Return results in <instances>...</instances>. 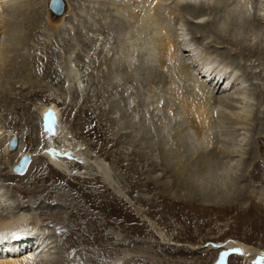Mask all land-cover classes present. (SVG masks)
I'll list each match as a JSON object with an SVG mask.
<instances>
[{"label":"rangeland","instance_id":"obj_1","mask_svg":"<svg viewBox=\"0 0 264 264\" xmlns=\"http://www.w3.org/2000/svg\"><path fill=\"white\" fill-rule=\"evenodd\" d=\"M42 1L37 0L31 5L34 10L41 13L44 19L48 8L47 1ZM229 2H225V5L221 3L222 7L218 5V10L215 11L217 14H209L210 17H207L208 20H205L204 25H199L203 35L200 39L188 25L193 24V20H190L191 17H186L188 38L192 37L193 41L199 42L202 38L206 39L207 34L212 33L209 27L213 20L218 22L220 18L225 19L224 14L231 7ZM72 3L79 12L85 0ZM100 3L104 5L100 0L94 5L96 9L99 8ZM94 6L90 4V8ZM263 6L264 4L258 1L252 12L258 17L257 23L261 26H264V22L260 21L263 14L259 10ZM105 7L109 15H116L115 11L117 12L120 6L105 5ZM80 13V15L84 14L82 11ZM99 16L101 15L96 16L95 12H92V20L86 19L83 23L86 27L84 29L81 23L74 21L78 26L77 30L64 32L62 36L58 33L50 41L45 40L42 24L35 28L30 22H24L25 29L32 31L33 39L35 38L33 42L31 41L33 43L31 47H35L32 53L34 64L30 67V75L20 77L14 73L9 74L7 79L10 92L6 94V97L0 98V127H3L4 132L6 131L3 136H0V187L4 186L11 195L9 198L12 197L8 200L2 199L4 203L2 202L3 209L0 212L9 214L10 211L13 212V209H18L22 205L26 206L31 215L23 227L30 231L28 229L31 225L33 226V222L41 220L40 224L46 228L48 236L52 238L47 244L48 248L43 247L46 254L41 255L45 257L51 252L52 257L60 256L59 264H111L116 256L127 251H129L128 254L135 256L141 248L147 249L151 255L160 258L162 264H212L213 259H208V263H205L206 258L212 256L214 258L216 255L218 257L222 251L228 252L229 249H225L224 245L227 239L239 240L255 249L264 250V195L260 197V191L255 189L256 185H254L255 182L264 184V31L256 40L248 32L247 44L255 45L254 48L258 47L255 51L244 50V46L226 43L231 38L230 29L241 22L237 23V21L235 26L233 19L228 22L233 23L227 25L229 29L225 33L220 32L221 36L211 37L210 43L209 38L206 39V44H210L209 46L204 43V40L202 41L204 48L207 47L210 50L220 47L219 51L225 54L230 53L238 58L239 65L243 66L241 76L247 78L249 88L255 90L259 97L252 101L254 103L252 109L258 114L259 122L247 126L252 128L251 132L246 126V131L249 132H246L245 128L239 131L242 137H245V142L240 147V151L244 157L246 156L241 172L244 174L243 180H247L245 181L247 187L242 195L244 201L246 200L245 205L217 210L201 206L197 202L190 203L176 199L175 197L184 198L185 192L179 186H175L176 178L171 173L161 171L162 167H159L158 173L147 172L150 167L148 158L155 159L159 155L158 147L165 136L164 131L157 128L167 123L165 115L167 117L168 115L159 113L158 108L177 102L176 104L185 108H183V115L185 112L189 115L187 112L189 107L180 103L182 97H179L180 93H177L178 86L168 87L170 73L173 71L168 69L169 65H162L160 58L150 70L152 76L149 75L148 70L144 69L140 58L133 62L129 70H124L126 65L123 64L127 63V60L122 58L120 52H122L121 47L127 44L129 29L119 26L123 30L115 32L113 30L117 27L119 20L114 24L115 20H112V16H110L112 19L108 17L107 21L106 17ZM42 23L47 25L46 17ZM241 24L243 26L245 23L243 24L242 21ZM69 48L76 49L75 62H72V65L80 72L78 80L71 83L70 90L67 89L69 83L62 73L61 62ZM111 48L112 51L108 54ZM148 48L143 52L147 53ZM188 56H191V53L185 58ZM119 58L120 61H117ZM109 60L111 62L116 60L115 64H117L112 65V69L107 63ZM184 84L187 85V83ZM159 89L161 90L158 91ZM156 94L161 95L163 99L155 100ZM173 98L175 101L177 98V101L174 102ZM46 100L55 101L59 105L60 123L69 133V142L80 144L79 154L91 152L115 167L117 188L120 187L118 190H121L122 194L108 190L102 184L94 166L89 168L92 172L85 170V162L80 160L81 158L71 159L75 166H82L81 172H83L80 176L61 173L50 167L47 162L49 158L44 156L47 148L43 142L38 146L41 140L40 130L45 129V126L42 124L37 106ZM186 108L187 111H185ZM187 115L186 120L182 116L174 124L180 123L183 127L191 124L190 115ZM7 130L16 134L18 145L19 141L23 144L24 153L31 156L34 154L32 151L38 148L36 162L33 164V161L31 162L30 167H34L31 173L27 171L24 175H18L13 171L21 159H18V150L9 152L4 145ZM12 137L7 139L8 147ZM152 143L155 145L153 150L149 146ZM54 145L52 147L55 149L58 143L54 142ZM251 153H253V159L249 158ZM122 163L125 167L121 166ZM158 164L161 165L160 162ZM247 169L248 172H245ZM169 182L170 188H164L163 184ZM259 189H262L264 193V186H260ZM171 190H174L172 195ZM104 193V196H114V200L107 197L108 200L112 199L111 203L102 202L105 199L102 200L99 197ZM47 194H50V197ZM62 234L65 236L63 237ZM34 236L36 239L37 236ZM27 237L31 239L32 235L27 234ZM43 240L44 238L40 242L42 243ZM154 240L161 246L155 245L157 243H153ZM219 242H222L224 246L207 251L209 244ZM31 243L38 245L37 240ZM199 246L203 249H197ZM181 250L184 252H180ZM229 254L228 264H244L240 258L232 253ZM44 262L45 258H41L39 263Z\"/></svg>","mask_w":264,"mask_h":264},{"label":"bare ground","instance_id":"obj_2","mask_svg":"<svg viewBox=\"0 0 264 264\" xmlns=\"http://www.w3.org/2000/svg\"><path fill=\"white\" fill-rule=\"evenodd\" d=\"M36 1L37 0H0V98L3 96L6 97V94L10 92L7 79L9 74L14 73L20 77L31 74L30 67L34 64V56L32 53L35 48L31 47V45H33L32 40L35 38L33 39L32 31L29 32L25 29V21H28V23L30 22L35 28L40 27L42 24L41 28L44 32L45 40L50 41L58 33L61 35L67 31L77 30L78 26H76L74 21H77V23L79 22V24L81 23L82 26L83 23L86 22V19H88L87 21L92 20V12H95L96 16L101 15L103 18L106 17V21L108 17L110 19L113 18L112 20H115L114 24L118 22L116 24L117 27H115L114 30L112 29L113 31L123 30L120 29L122 27L129 29L127 36L128 40H126L127 44L121 47L122 52H120L122 58L124 57L123 59L127 60V63L123 64L124 66L126 65L124 70H129V68L133 66V62L135 60L138 61L140 58V62H142L145 67L144 69L148 70L150 75V70L154 68V63L160 58L163 62L162 65H169L170 67L168 69L173 71V73H170L171 78L168 87L178 86L179 92L177 93H180L179 97H182L181 100L183 102L180 98H178V101H181L180 103L183 104V106L189 107V110L186 108L185 111L188 110L187 112H189L191 124L188 125L186 123L187 125L185 124V127L181 126L180 123L174 124L178 118L187 115L186 112L185 115H183L184 107L180 104H176L177 98L176 101L175 98H173V101L176 103L172 102L173 104L170 103L169 106L163 105L161 108H158L159 113L168 115V117L165 115L167 123L161 124L157 128V130L164 131L163 133L165 136L160 141L162 144L159 143L158 150L160 156H156L155 159L153 157L148 158L150 162L148 166L150 167H148L147 172L158 173L159 167H162V172L171 173L176 178L175 183L173 182L175 186H179L185 192L183 194L184 198L175 197L178 200L181 199L190 203L197 202L201 206L217 210L230 209L235 205H240L239 207L245 205L246 200L244 201L242 195L247 187L245 182L247 180H243L244 174L241 172L245 165L246 156L244 157V154L240 151V147L245 142V137H242L239 131L243 130L245 126L247 127L249 124L251 125L255 122H259L258 114L254 113L252 109L254 100L259 97L255 90L249 88L247 78H244L243 75V77L241 76L243 66L241 67V65H239L238 58L230 55L229 52V54H225L219 51L220 47L211 48L210 50L207 49V47L204 48L205 46L202 45V41L204 40L206 44V39L209 38L208 42L210 43L212 42L211 37L221 36V33H225L226 30L229 29L227 28V25L230 24L228 22L233 19L232 21L235 26L239 21L241 22L238 26L230 29L231 38H229V41L226 43L235 44V46L239 45L240 47L244 46V50L255 51L258 47L254 48L255 45L253 44L249 46L246 37L249 35V32L256 40L260 38L261 32L264 31V26L257 23L258 17L252 13L258 1L264 4V0H102L104 5L100 3L99 6L98 4L99 8L97 9L94 5L100 0H85V4H83L84 6L79 12L78 9L74 8L72 2L80 0H67V2L63 0L66 3L61 15L54 14L50 10V0H43L44 2L47 1V8L49 9H47L48 12L46 11L45 14L47 25L42 23L45 17L43 19V16L41 17L40 15L41 13L34 10L31 5V3H35ZM217 1L220 2L216 4L215 2ZM229 1H231V3ZM225 2H229L231 7L224 14L225 19L220 18L218 22L217 20H213L210 24L209 29H212L213 35H211L212 33L209 31L210 33L207 34L208 37L206 39L202 38L200 42L197 40L193 41L192 37L188 38V34L186 33L188 30L186 28V24H188L187 18H192H190V20H193V24L188 25L192 32L198 35H196V37L200 39L203 35L199 30V28H201L199 25H204L209 14H217L215 11L218 10V5L222 7L223 4L221 3L225 5ZM90 4L94 6V8H90ZM105 5H118L120 7L117 12L115 11L116 15H109V13H107L109 11H105ZM81 11L84 13L83 15H80ZM259 12L263 14L260 17V21L264 22V6ZM110 16H112V18ZM242 21L243 24L245 23L243 26H241ZM82 28L84 29L86 27L83 25ZM147 48L148 52L144 53L143 51ZM75 50V48H69L67 53H65L64 59L61 61L62 73L69 83L67 87L68 90L71 89V83L76 82L80 75L79 70L77 68L75 69L72 65V62H75ZM110 51H112V48L108 51V54ZM189 53H191V56L185 58ZM117 61H120V58ZM115 62L109 60L107 62L109 63V68L112 69V65L117 64H115ZM144 69L142 68V70ZM150 76H152V74ZM186 80L187 82H185ZM184 83H187V85ZM23 85L25 86V84ZM20 87H22V85ZM160 90L161 89L158 91ZM154 99H159L160 101L163 97L156 94ZM167 109L168 111H166ZM37 110L42 119V124L45 126V129L41 128L40 130L41 140L38 142V146L43 142L47 148L44 156L49 158V160L46 159L50 167L61 173L80 176L83 172H81L82 166H75L71 159L74 157H76V159L81 158L80 160H84L85 162V170L92 172L91 169L89 171V168L94 166L97 169L102 184L108 190H113V192H117V194H122V191L118 190L120 187L117 188L116 171L111 163L109 165L101 159L100 156L93 155L91 152L87 154L85 151L86 154H79L81 150L80 144H74L72 141L69 142V133L65 126L60 123L61 109L59 110V105L55 101L46 100V102H42L37 106ZM186 118L187 117H185V120ZM249 120H251L252 123ZM174 127L176 129H174ZM2 128L0 127V136H3L6 132H4ZM247 128H245V131ZM250 129L252 130L251 127L248 128L249 131ZM11 132L12 131L7 132V137L5 136L7 139L16 135L14 132ZM7 139L4 145L9 149ZM54 142L58 143L55 149L52 147L55 146ZM38 146L36 145V147ZM149 146H151L152 150L155 149L153 143L149 144ZM17 148L15 151L18 150V159L27 155L30 159L32 158V164L36 162V158L38 157L36 152L38 148L32 151L34 154L31 156L28 153L26 154V152L24 153L23 144L20 141ZM47 152L50 153V155H48ZM66 153L70 156H67ZM140 158L139 156V159ZM249 158L253 159V153L250 154ZM157 159H159L162 166L158 164L159 162H157ZM30 166L28 173H31L34 168ZM121 166L125 167V164L122 163ZM134 169L135 167L133 170ZM245 172H248V169L245 170ZM87 175L89 176V174ZM93 175L95 176V174ZM257 183H254V185H256L255 189H258L260 191V197H263L264 193L262 189L260 190L259 188L260 186H264V184L262 182L259 184ZM170 186V182L163 184V187L166 189L170 188ZM257 186H259V188H257ZM173 191L174 190L170 191L171 195ZM49 195L50 194H47V196ZM104 195L105 193L99 197V199H105L102 202L106 201V203H111L112 199L114 200V196ZM10 196L8 190H5L4 186H1L0 210L3 209L4 202L2 199L8 200ZM107 197L112 199L108 200ZM29 215L31 214L24 205L18 209H13V212L10 211L9 214L0 212V264H59L60 256L52 257L51 252H49L50 255L47 252L48 255L43 257V253L46 254L44 248H48L49 245L47 246V244H49L52 238L48 236L46 228H43V225L40 224L41 220H35L33 226L31 225L29 227L30 229H28L30 231H27L25 229L26 227H23L25 221L29 220ZM126 215L127 212L125 216ZM110 224L109 222V225ZM39 225L40 227H38ZM23 228L26 231H24ZM14 233L19 234L20 238L13 239L12 236ZM27 234L32 235L31 239L27 237ZM34 235L37 236L36 239H34ZM62 236L64 237L65 235L62 234ZM43 238L44 240L41 243L40 241ZM109 239L112 240L110 237ZM35 240H37L38 245L31 243V241L34 242ZM5 242L7 243L5 244ZM152 242L157 243L155 240ZM73 245L75 246L74 243ZM155 245L161 246L159 242ZM221 245H225V249H229V251H222L224 254L221 252L218 257L216 255L214 258L213 256L206 258L205 263L213 259L212 264H228L227 256L230 255L229 253H232L240 258L244 264H264V250L255 249L239 240L227 239L224 245L222 242L209 244L207 251H212L211 248H219ZM198 248L203 249L201 246L197 247V249ZM142 249L144 248L136 252L135 256L128 254L129 251L120 255L116 252L118 256L115 257L111 264H162L161 260H159L160 258L158 259L156 256L151 255L147 249ZM138 250L140 249L138 248ZM4 251L6 252L4 253ZM207 251L204 250V252ZM180 252H184V250ZM187 252L192 253L190 251ZM154 253L156 252L154 251ZM225 253L228 255L225 256ZM41 258H45L44 263H39Z\"/></svg>","mask_w":264,"mask_h":264},{"label":"water","instance_id":"obj_3","mask_svg":"<svg viewBox=\"0 0 264 264\" xmlns=\"http://www.w3.org/2000/svg\"><path fill=\"white\" fill-rule=\"evenodd\" d=\"M49 8L54 14L61 15L64 11L65 3L63 0H50ZM17 146H18V137L15 135L9 143V151L10 152L15 151ZM29 163H30V157L25 156L21 160L20 165L16 166L15 168L19 173L23 174L26 171Z\"/></svg>","mask_w":264,"mask_h":264},{"label":"snow or ice","instance_id":"obj_4","mask_svg":"<svg viewBox=\"0 0 264 264\" xmlns=\"http://www.w3.org/2000/svg\"><path fill=\"white\" fill-rule=\"evenodd\" d=\"M12 238L13 239H19L20 238V236H19V234H13V236H12ZM228 254L227 253H225V256H227Z\"/></svg>","mask_w":264,"mask_h":264}]
</instances>
